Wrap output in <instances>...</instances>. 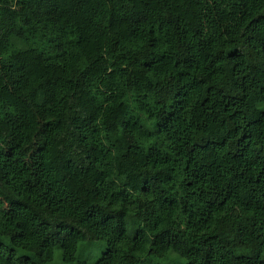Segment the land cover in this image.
<instances>
[{
  "label": "trees",
  "instance_id": "trees-1",
  "mask_svg": "<svg viewBox=\"0 0 264 264\" xmlns=\"http://www.w3.org/2000/svg\"><path fill=\"white\" fill-rule=\"evenodd\" d=\"M95 241L264 264V0H0V264Z\"/></svg>",
  "mask_w": 264,
  "mask_h": 264
},
{
  "label": "rangeland",
  "instance_id": "rangeland-1",
  "mask_svg": "<svg viewBox=\"0 0 264 264\" xmlns=\"http://www.w3.org/2000/svg\"><path fill=\"white\" fill-rule=\"evenodd\" d=\"M105 251V244L103 242H90V243H83L80 245L79 247V251H78V257L79 260L85 261L86 263L89 264H94L104 253ZM60 253L61 250L57 249L56 250V261L54 260V262L52 264H58L60 263Z\"/></svg>",
  "mask_w": 264,
  "mask_h": 264
}]
</instances>
